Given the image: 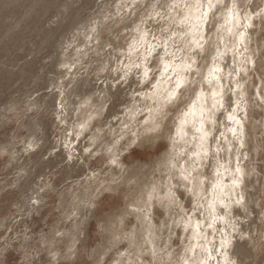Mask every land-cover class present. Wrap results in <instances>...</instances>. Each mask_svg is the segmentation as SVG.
<instances>
[{
  "label": "clouds",
  "instance_id": "clouds-1",
  "mask_svg": "<svg viewBox=\"0 0 264 264\" xmlns=\"http://www.w3.org/2000/svg\"><path fill=\"white\" fill-rule=\"evenodd\" d=\"M0 264H264V0H0Z\"/></svg>",
  "mask_w": 264,
  "mask_h": 264
}]
</instances>
